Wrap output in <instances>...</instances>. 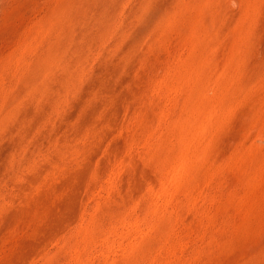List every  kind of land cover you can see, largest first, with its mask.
Listing matches in <instances>:
<instances>
[{
  "label": "rangeland",
  "instance_id": "1",
  "mask_svg": "<svg viewBox=\"0 0 264 264\" xmlns=\"http://www.w3.org/2000/svg\"><path fill=\"white\" fill-rule=\"evenodd\" d=\"M0 264H264V0H0Z\"/></svg>",
  "mask_w": 264,
  "mask_h": 264
}]
</instances>
